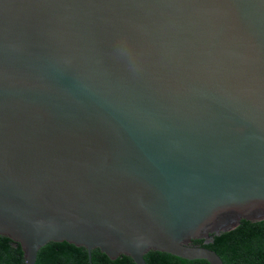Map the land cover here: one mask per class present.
Wrapping results in <instances>:
<instances>
[{
  "label": "water",
  "instance_id": "1",
  "mask_svg": "<svg viewBox=\"0 0 264 264\" xmlns=\"http://www.w3.org/2000/svg\"><path fill=\"white\" fill-rule=\"evenodd\" d=\"M264 219V0H0V235L110 259Z\"/></svg>",
  "mask_w": 264,
  "mask_h": 264
},
{
  "label": "trees",
  "instance_id": "2",
  "mask_svg": "<svg viewBox=\"0 0 264 264\" xmlns=\"http://www.w3.org/2000/svg\"><path fill=\"white\" fill-rule=\"evenodd\" d=\"M193 244L205 246L215 251L224 264H264V219L258 221L241 220L233 229L213 235L212 239L193 240ZM147 264H208L205 260H187L174 255L148 251L144 255ZM0 264H24V257L18 243L0 235ZM35 264H135L125 255L110 259L93 249L89 261L83 247H75L67 242H48L37 253Z\"/></svg>",
  "mask_w": 264,
  "mask_h": 264
}]
</instances>
